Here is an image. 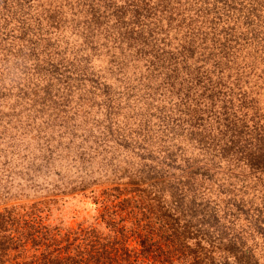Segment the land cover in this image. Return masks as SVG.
<instances>
[{
    "label": "trees",
    "instance_id": "1",
    "mask_svg": "<svg viewBox=\"0 0 264 264\" xmlns=\"http://www.w3.org/2000/svg\"><path fill=\"white\" fill-rule=\"evenodd\" d=\"M92 109L106 121L85 128ZM121 139L184 170L182 197L209 225L242 216L264 256V190L239 185L237 166L264 164V0H0V170L85 156L124 172ZM102 181L122 180H0V264H264L234 244L246 262L208 263L174 231L144 215L126 222L109 204L106 228L47 221L55 194Z\"/></svg>",
    "mask_w": 264,
    "mask_h": 264
},
{
    "label": "rangeland",
    "instance_id": "2",
    "mask_svg": "<svg viewBox=\"0 0 264 264\" xmlns=\"http://www.w3.org/2000/svg\"><path fill=\"white\" fill-rule=\"evenodd\" d=\"M62 3L64 6H69L66 1ZM229 71L234 72L235 70L230 69ZM106 93L108 95L110 90H106ZM101 99L96 97L93 101ZM100 102L105 103L103 100ZM83 108L80 110L81 116ZM84 114L87 117L85 128L91 127L92 129L96 127L98 122L106 121L105 116H101L99 111L93 109L85 111ZM201 114H197L198 119ZM127 126L131 128L130 122L127 123ZM120 134L125 136L123 131H120ZM119 144L125 157V161H120L124 164L126 170L124 172L117 171L108 175L107 170L114 167L116 160L109 162L106 159H91L84 156L79 163L72 167L63 165L48 172L27 171L18 173V168L16 170H0V180H9V182L20 180L28 186L38 185L46 182V180L57 183H63L66 180H122L120 182L102 181L85 189L64 194L57 193L54 197L59 198V201L50 204L48 209H44L43 214L47 217V221L60 223L63 226H74L77 222L82 221L85 225L92 223L101 228H106V224L101 219V213L105 209V204H109L116 209L118 215L126 217V222L133 220L134 215H144L148 216L151 224L160 232L170 233L174 231L179 236L178 241L183 244L185 249H196L197 254L204 256L208 263L223 259L232 261L239 259L246 262L248 258L226 250L225 247H230V244L237 247L250 246V252L255 250L252 253H254L258 263H264V256L261 255L263 248L260 247L262 241L247 236L248 230L242 216L226 217L227 221L223 225L216 216H212L209 225L198 207L186 202V199L182 197L186 188L185 180H191L184 170L175 168V165L169 163L165 158L149 153L146 148L142 149L136 146L131 140L127 139L126 144L121 139ZM223 161L217 168L220 179L216 180L221 186L226 173ZM249 163L246 162L245 165L242 161L237 163L240 173L245 178V180L239 178L238 184L247 183L244 184L245 189L249 190L248 184L250 182L254 188L264 190V169L255 167L264 164L253 163L251 165V162ZM96 197L98 198L95 202ZM195 198V202L197 200L205 201L197 195ZM35 199L37 198H30L28 201L31 202ZM118 202L120 204L115 205ZM211 205L217 206L214 203ZM208 207L203 203L200 204L202 212L206 214L209 212ZM168 242L171 243V241ZM131 243L133 244L134 241L132 240ZM247 256L252 260L249 254Z\"/></svg>",
    "mask_w": 264,
    "mask_h": 264
}]
</instances>
